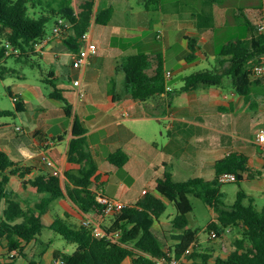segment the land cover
<instances>
[{
    "label": "crops",
    "instance_id": "1",
    "mask_svg": "<svg viewBox=\"0 0 264 264\" xmlns=\"http://www.w3.org/2000/svg\"><path fill=\"white\" fill-rule=\"evenodd\" d=\"M82 1L73 0L77 11L80 10ZM171 2L173 1L164 0L161 7H153L152 4L147 6V0H97L96 9L107 4L114 7V13L108 24H99L104 26L102 29H97V23L91 26L92 38L98 45V52L90 58L84 69L73 67L74 54L77 51L63 37L51 39L38 51L39 56L51 65L47 72L48 77L49 73L53 75L55 84L72 105L73 114H77L87 127L89 146L99 164L97 175L100 184H95L94 188L98 187L110 197L121 195L125 201L135 203L144 197L143 190L158 195L157 190L151 192L147 188V183L156 188L157 180L164 177L167 171L172 173L175 180L195 177L212 179L216 176V161L235 152L247 157L248 171L245 172V177L254 180V188L261 187L259 184L264 181V146L256 140L260 130L256 126V120L262 116V112H256L253 108L259 102L252 100L251 96H256L259 101L264 100V77L256 83L250 98L238 94L232 80L225 78L222 85L183 90V94L187 95L182 98V102L187 100V103L181 105L175 104V69L166 68L167 71H172L169 83L175 90L171 95L136 100L125 91V74L123 76L117 70L119 57L142 52L136 44L124 46L117 39L144 36L146 31L154 28L157 38L164 41L165 50L177 43L181 44L180 61L183 66L189 64L186 60L189 52L187 36H196L199 39L201 49L197 60L207 58L209 53L216 57L215 34L211 27L213 21L218 19L228 21L227 14L230 10L216 3L210 12H202L201 18L205 19L202 21L206 22H200V12L167 10L165 6ZM79 41L81 42L80 38ZM104 48L111 54L102 52ZM66 75L69 83L63 80ZM78 78L81 79V85L74 83ZM113 80L114 92L111 93ZM226 80L232 83L231 92L223 88ZM18 89L12 92L25 102V109L19 112H30L25 118L29 124L22 125L19 130L26 135L16 138L9 136L3 126L9 122H0V149L7 151L15 162L35 166L27 174V180L37 174L52 175V169L41 161V154L46 152L60 169L59 176L65 186L66 171L80 167V164L71 162L67 154L69 141L73 137L74 115L70 116L65 111L64 101L48 96L40 86L29 84ZM80 91L83 93L82 97L79 96ZM33 100H37L33 104L36 107L28 111V104L33 103ZM56 117L59 119L58 129L50 123V119ZM166 120L170 121L166 125L169 132L165 144L162 145L152 129L161 128ZM119 148L129 154V160L123 167L108 160V155ZM120 168L128 173L131 182L121 181L120 187L112 191L102 187L106 181L112 179V173ZM8 188L25 207H35L45 196L38 193L35 187L25 186L17 175L10 176ZM88 215L92 214L81 211L68 196L57 198L42 215L46 225L44 230H54L50 226L56 218H68L72 222L81 223ZM156 226L162 232L165 230L163 222L156 223L154 228ZM169 229L172 230V227ZM37 239L27 244L29 249L36 248V254V243H39ZM6 252L7 240L0 236V260ZM53 252L51 249L43 252L45 264H51ZM17 264L26 263L20 258Z\"/></svg>",
    "mask_w": 264,
    "mask_h": 264
},
{
    "label": "trees",
    "instance_id": "2",
    "mask_svg": "<svg viewBox=\"0 0 264 264\" xmlns=\"http://www.w3.org/2000/svg\"><path fill=\"white\" fill-rule=\"evenodd\" d=\"M163 1L147 0V6L161 7ZM96 2L83 0L77 12L73 0H0V78L7 70H1V64L11 47L18 49L11 53L12 56L19 54L17 59L39 55L36 43L47 34V23L53 15L74 20V31L63 38L73 50L79 51V38L83 32L91 29L93 23L108 24L112 19L114 7L104 4L96 9ZM259 10L264 13V4ZM202 12L199 13V20L206 22L202 21L205 20L201 18ZM245 23L249 29L248 37L225 43L218 57V66L186 75L182 90L222 85L228 77L238 94L250 98L261 78L254 77L253 68L264 57V32L250 17L245 16ZM187 39L189 52L186 60L190 63L198 59L201 45L196 36H187ZM117 70L125 74V91L136 100L171 95L175 90L167 91L170 79L166 75L163 54L156 57L147 53L130 54L119 62ZM49 78L53 85L49 96L64 101L65 111L70 116L74 115L72 105L55 84L51 73ZM114 84L115 81H111V93L114 92ZM10 94L18 98L15 101L16 109L24 110V100L12 91ZM9 112L0 109L2 115ZM72 132L68 159L80 164V167L66 171L65 186L59 175L37 174L25 179L35 166L15 162L7 151L0 149V236L7 240V252L3 253L0 264H17L20 258L26 264H38L36 248L29 249L27 244L36 240L46 228L42 215L48 211L51 202L66 196L84 213L104 218L102 224L113 237H97L92 228L82 222L56 218L50 227L77 246L73 252L54 250L51 264L56 261L61 264H124L129 258L130 264H159V260L170 262L173 258L182 257L189 248L191 252L187 254V262L182 264H264V206L258 209L254 198L243 189L239 191L236 201L227 205L222 199L225 192L221 190V185L224 183L217 179L221 172L234 171L238 174L237 181L244 180L248 171L244 154L235 152L218 159L215 164L216 176L212 179L195 177L175 180L172 173L167 171L164 177L157 180L158 195L147 191L143 198L120 213L107 215L99 202L101 189L94 188L95 184H100L97 175L99 164L89 146L87 127L77 114L74 115ZM108 160L123 167L129 160V154L119 148L108 155ZM11 175H17L25 186L31 185L38 193L45 194L35 207H25L8 188ZM191 195L214 208L216 217L208 224L210 233L225 237L230 231L238 232L231 250L222 245L226 254L214 255L217 249L211 245L204 250L198 249L199 230L190 225L189 215L194 210ZM164 197L175 204L177 211L170 222L172 230L169 234L164 230L160 235L154 226L162 223L161 216L167 210ZM247 198L248 204L244 201Z\"/></svg>",
    "mask_w": 264,
    "mask_h": 264
},
{
    "label": "rangeland",
    "instance_id": "3",
    "mask_svg": "<svg viewBox=\"0 0 264 264\" xmlns=\"http://www.w3.org/2000/svg\"><path fill=\"white\" fill-rule=\"evenodd\" d=\"M166 1V0H165ZM173 1L170 4H166L167 10L171 11H183V13H191V12H210L209 10L213 5L219 4L218 6L225 7L226 10H230L228 15V21L223 22L220 19L217 21H213L212 31L215 34V48L217 52L213 57V54L209 53L207 58H201L196 60L195 62H190L187 66H183L180 61L181 54V44L177 43L173 47L169 49H164V41L158 39L154 28L145 32L144 36H131L123 39H117L120 42L124 43V46H132L134 44L137 45L140 52L147 53L152 56H157L159 53L165 56V67L168 69H175L174 75V85L176 88L175 96L176 101L175 104L181 105L187 103V100L182 102V98L186 97L187 94H183L182 87L184 86V77L188 74H191L195 71L202 69H212L218 66V57L222 50V47L227 41L235 40L237 38H243L249 33V29L247 24L245 23V16L250 17L257 24L264 22V13L260 12L259 7L263 6L264 0H168ZM178 1V2H177ZM80 1H78L79 5ZM184 7V9H182ZM251 8L247 10L246 8ZM258 8V9H257ZM79 9V8H78ZM182 9V10H181ZM257 9V11H256ZM236 11V12H235ZM59 15H53L49 22L47 23V33L51 35L53 33V28L55 25V21ZM97 29H102L104 26L99 24L96 25ZM12 50L14 48L11 47L10 51L4 62L1 64V70H6L3 72V77L0 78V108L10 111L7 114H0V122H9L8 124H4L5 131L9 136L13 138L16 137H24L26 134L24 131H19L16 129V126L20 125H28L29 122L25 119L28 117V113L30 112H19L20 110L16 109L15 100L13 96L10 94V91H17L18 88H25L29 84H33L36 86H40L43 91L48 94L52 90L50 78L47 75V72L50 70V63L45 62L39 55L35 54L26 59H17L16 57L19 54L11 55ZM203 50L207 53L206 48L203 47ZM102 52L111 54L105 48ZM109 52V53H108ZM10 53V54H9ZM120 61L123 59L119 57ZM264 59V57H263ZM119 61V62H120ZM121 74L124 76V73L121 71ZM257 77V76H254ZM258 77H264L258 76ZM228 77H226L227 79ZM63 80L66 83H69V78L63 76ZM223 85V88L228 92H231L233 89L232 83L229 80ZM182 95V96H181ZM253 97L252 100L259 102V105H255L253 108L256 109V112L261 113L262 116L258 118L256 121L257 128H264V100H258L256 96ZM37 103V100H33V103L30 102L28 104V111H32V107H36L33 105ZM169 120L164 121L161 124V128H153L152 132L156 136L158 142L161 144H165L166 137L168 138V129L166 128L167 123L169 124ZM50 123L54 126L55 129L59 128V119L52 118L50 119ZM170 128V127H169ZM14 161V159L11 157ZM255 177V176H253ZM131 182V178H129L128 173L120 168L117 172L112 173V179L110 181H106L102 187L108 189L109 191L117 190L121 185V181ZM253 181L245 178L244 180L224 183L221 185V190L225 192L222 197L223 201L230 205L234 203L238 197V193L241 189L245 190L246 193L250 194L254 198V203L258 209H261L264 206V181L259 185L261 187L254 188ZM147 188L150 189L151 192H154L156 188L152 184L147 183ZM143 197V195H142ZM115 199L125 201L121 195L114 196ZM127 198V197H125ZM167 201V210L162 214L161 220L163 222L166 234H169L171 227V219L176 214V206L173 202L169 201L164 197ZM191 199L194 205V210L190 213V225L198 229V239L200 246L199 250H204L209 245L216 247V252L214 255L218 253H226L224 248L227 250L232 249V241L235 237L238 236V232L236 230L230 231L225 237H219L214 235V232L210 233L208 230V224L215 219L216 212L214 208L210 207L208 204L204 202L201 198L195 197L191 195ZM247 204L249 203L248 198L244 200ZM58 209V207L56 206ZM169 229V230H168ZM155 230L161 235V229L156 226ZM164 231V230H163ZM39 243H36L37 246V255L36 260L38 264H45L42 258L43 252L47 249L51 250H66L68 252H73L77 246L76 243L69 242L66 240L60 233L55 230L46 229L43 231L42 235L38 237ZM213 260V259H212ZM131 259L129 258L124 262V264H130ZM55 264H58L55 262Z\"/></svg>",
    "mask_w": 264,
    "mask_h": 264
},
{
    "label": "built area",
    "instance_id": "4",
    "mask_svg": "<svg viewBox=\"0 0 264 264\" xmlns=\"http://www.w3.org/2000/svg\"><path fill=\"white\" fill-rule=\"evenodd\" d=\"M78 12V11H77ZM75 15H77L75 13ZM76 23L72 18H67L64 16H58V18L55 21V25L53 28V33L49 35L48 33L41 38L37 43H36V50L41 51L43 47L50 42L51 39L55 37H63L64 35H68L69 33H72L74 31ZM259 29L264 32V22L259 23ZM80 40L82 42V47L79 51H77L74 54V59H73V67L78 68V69H84L89 61L90 58L97 54L98 52V45L96 42H94L92 38V32L91 29L83 32L80 36ZM15 51H18V49H14ZM167 78L170 79L172 76V71H167L166 73ZM253 75L254 76H262L264 75V59L256 64L253 68ZM74 83L76 85H81V79H75ZM174 88L172 85L169 83L167 85V91H172ZM79 96L82 97L83 93L80 91ZM15 101H18V98L15 96L14 97ZM128 114V113H126ZM17 130H21V127L18 126ZM257 143L261 144L264 146V128H261L257 132L256 136ZM41 161L44 162L48 167L52 169V174L53 175H60V169L56 167L55 161L49 157V155L46 152H43L41 154ZM217 179L220 183H230V182H235L238 180V174L234 171H224L221 172L218 176ZM147 190H143V193H146ZM99 202L104 206L105 212L107 215H114L117 213H120L123 209L128 207L130 204L127 201L115 199L113 197H110L106 194H104L103 191L99 192ZM104 218L101 217H95L92 215H88L82 219V224L87 225L92 228L94 235L97 237H103V236H108L109 239L113 237L112 234H108L102 224ZM215 235V233H214ZM191 252V248H189L185 254H183L182 257L180 258H173L170 262H166V260H159V264H182L187 262V254ZM58 264H61L60 261H56Z\"/></svg>",
    "mask_w": 264,
    "mask_h": 264
}]
</instances>
